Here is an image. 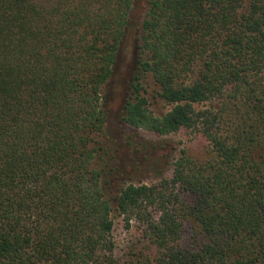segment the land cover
<instances>
[{
  "label": "trees",
  "instance_id": "16d2710c",
  "mask_svg": "<svg viewBox=\"0 0 264 264\" xmlns=\"http://www.w3.org/2000/svg\"><path fill=\"white\" fill-rule=\"evenodd\" d=\"M133 2L0 0V264H264V0L146 1L122 122L207 143L150 184L117 166L104 108Z\"/></svg>",
  "mask_w": 264,
  "mask_h": 264
},
{
  "label": "rangeland",
  "instance_id": "374dc122",
  "mask_svg": "<svg viewBox=\"0 0 264 264\" xmlns=\"http://www.w3.org/2000/svg\"><path fill=\"white\" fill-rule=\"evenodd\" d=\"M146 1L133 2L128 28L120 44L114 72L104 86L106 96L104 108L108 115L110 136L116 140L114 153L117 166L124 173L132 176V181L135 183L150 184L158 179V174H169V161L173 160L179 150L187 148L191 154L200 155L207 143L191 129L158 136L143 129L131 133L122 122L123 106L129 94L137 58L136 37L139 34L140 22L146 13ZM144 86L150 110L156 115L165 112L169 105L156 95L158 88L153 80L148 78ZM130 134L133 135V139H128ZM132 236H134V228L127 229L122 216L116 217L113 230L116 246L124 248ZM204 239V234L195 224L191 222L183 224L180 238L183 247L194 248Z\"/></svg>",
  "mask_w": 264,
  "mask_h": 264
}]
</instances>
